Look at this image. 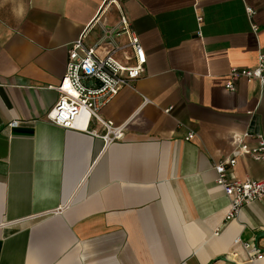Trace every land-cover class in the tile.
<instances>
[{
    "label": "crops",
    "instance_id": "crops-1",
    "mask_svg": "<svg viewBox=\"0 0 264 264\" xmlns=\"http://www.w3.org/2000/svg\"><path fill=\"white\" fill-rule=\"evenodd\" d=\"M104 2L0 0V264H246L232 242L264 253V196L224 223L229 200L213 165L230 156L233 133L264 138L259 83L225 89L231 68H253L264 54V0ZM120 11L146 63L102 108L124 126L104 146L45 115L71 44L94 46L119 27ZM231 171L264 179L245 157Z\"/></svg>",
    "mask_w": 264,
    "mask_h": 264
},
{
    "label": "built area",
    "instance_id": "built-area-1",
    "mask_svg": "<svg viewBox=\"0 0 264 264\" xmlns=\"http://www.w3.org/2000/svg\"><path fill=\"white\" fill-rule=\"evenodd\" d=\"M121 1L123 0H105L102 10L110 5L119 6ZM245 11L248 18L255 14L248 7ZM201 20V17L197 18L198 22ZM251 28L257 32L255 25ZM119 36L125 37L124 44L115 41ZM102 45H107L108 51L104 56H99L96 50ZM145 63L146 57L139 38L123 11H120L119 27L112 31L104 30L94 46H84L82 38L71 44L67 51L65 72L59 84L49 88L57 93L58 99L55 106L46 113L45 121L65 130L98 138L104 146L121 141L124 126H116L112 121L104 120L100 112L121 89L131 86L142 76ZM227 77L225 89L228 91L235 90V81L245 80L247 83L257 81L264 94V54L258 55L253 68H231ZM170 110L168 108L165 113ZM93 123L100 127L101 132L92 127ZM18 125V121H11L8 127L12 129ZM193 138L194 134L188 132L184 141ZM249 139L254 140L253 145L249 144ZM231 148L230 156L213 165L215 183L229 200L224 223L236 219L244 206L264 196V179L240 180L231 173L240 157L251 159L264 167V138L252 136L248 132L233 133ZM217 233L218 230L215 235ZM232 246L244 251L246 264L264 260V253L240 238L233 240Z\"/></svg>",
    "mask_w": 264,
    "mask_h": 264
},
{
    "label": "water",
    "instance_id": "water-1",
    "mask_svg": "<svg viewBox=\"0 0 264 264\" xmlns=\"http://www.w3.org/2000/svg\"><path fill=\"white\" fill-rule=\"evenodd\" d=\"M255 121H256V120L254 119V120L252 121L251 125H253V124L255 123ZM222 259H223V258H222ZM224 259H225V258H224Z\"/></svg>",
    "mask_w": 264,
    "mask_h": 264
}]
</instances>
